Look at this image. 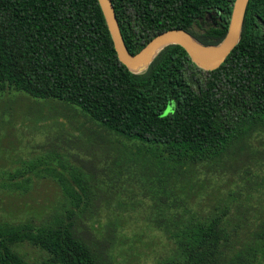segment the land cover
<instances>
[{
    "label": "trees",
    "instance_id": "16d2710c",
    "mask_svg": "<svg viewBox=\"0 0 264 264\" xmlns=\"http://www.w3.org/2000/svg\"><path fill=\"white\" fill-rule=\"evenodd\" d=\"M112 3L127 49L137 54L171 29L219 45L235 0ZM8 90L58 101L75 114L80 108L113 143L136 141L128 147L135 161L122 169L132 168L131 181L151 198L147 232L163 234L175 248L155 264H264V176L251 168L264 166L255 146L264 137V0L249 1L241 41L219 69L205 71L171 45L141 74L120 62L98 0H0V91ZM97 148L90 152L117 159ZM71 159H53L59 167L45 168L22 158L8 167L7 159L0 168V193L23 196L33 179L51 177L72 207L56 208L37 225L32 218L1 223L0 264H112L82 236L89 227L82 218L97 215L103 193L134 183H112L105 192L102 180L71 166ZM229 173L254 187L241 189L227 181ZM220 179L228 187L212 185ZM252 189L260 194L257 205ZM118 226L108 221L105 234H116ZM24 243L47 257L28 261L16 250Z\"/></svg>",
    "mask_w": 264,
    "mask_h": 264
},
{
    "label": "rangeland",
    "instance_id": "374dc122",
    "mask_svg": "<svg viewBox=\"0 0 264 264\" xmlns=\"http://www.w3.org/2000/svg\"><path fill=\"white\" fill-rule=\"evenodd\" d=\"M55 102L58 101L34 99L24 92L0 91V168L7 159L12 160L7 166L12 165L16 168L19 166V161L14 164L13 162L19 158L26 160L27 163L38 160L43 168L50 167L58 164L53 162V159L65 163L71 159V156H64L73 153L72 158L76 161L71 159V166L81 169L83 173L89 175V178H92L91 174H93L96 180H102L101 183L108 186L102 188L105 192L115 188V185L121 186L124 182L127 184L137 177L132 168L130 172L122 169L124 165L130 167L134 163L135 158L128 147H132L136 141L127 140L126 144L113 143L112 140L104 137L103 131L98 130L102 127L99 123L98 126L88 115L83 117L86 113L80 108L76 107L79 114H75L61 107V104L57 106ZM12 117L13 120L10 121ZM255 146L264 153V137L258 140ZM96 148H103L102 152L107 158L113 159L115 156L117 159L110 163L101 152L97 154L90 152L91 149L96 150ZM104 167L105 175L101 173ZM113 167L116 172L109 173L108 168ZM251 168L257 175L264 176V166ZM138 175L140 180L141 176H144ZM52 179L51 177L42 180L33 179L30 192L23 196L17 193L12 197L5 192L0 193V224L26 222L32 218L37 225L56 208L69 204L64 201ZM228 180H235L241 189L254 187L247 181L244 184L236 176L233 177L232 173L227 175ZM216 181L212 182V185L216 184L220 188L228 187L225 179ZM112 183L115 185L112 186ZM129 185L121 189L115 188L114 193H109L107 196L103 193L97 215L91 218L90 214H87L82 218V221L89 226L82 236L97 250L107 253L108 255H105L110 257L112 264H155L158 259L172 255L174 244L163 234L147 232V204L150 203L151 198L147 196V190H141L135 183ZM119 191H122L120 195H113ZM249 191L253 197L251 204L257 205L259 192H256V189ZM111 195H113L112 200ZM106 200L111 201V204L108 205ZM119 202H126L127 205L120 207ZM69 207L72 208L70 204ZM73 210L77 213L79 211L76 208ZM111 220L119 222L120 226L116 234H105L104 229ZM16 250L32 263L40 262L47 257L43 251L29 243L17 246Z\"/></svg>",
    "mask_w": 264,
    "mask_h": 264
},
{
    "label": "water",
    "instance_id": "95a60500",
    "mask_svg": "<svg viewBox=\"0 0 264 264\" xmlns=\"http://www.w3.org/2000/svg\"><path fill=\"white\" fill-rule=\"evenodd\" d=\"M111 33L120 62L134 74L145 72L168 46L178 45L205 71L219 69L241 41L245 14L250 0H235L229 29L217 46H205L183 29H171L154 37L139 53L132 54L125 44L112 0H98Z\"/></svg>",
    "mask_w": 264,
    "mask_h": 264
}]
</instances>
